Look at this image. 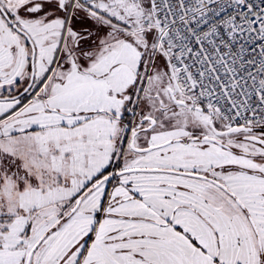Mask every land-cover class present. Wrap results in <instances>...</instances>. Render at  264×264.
<instances>
[{"label":"snow or ice","instance_id":"1","mask_svg":"<svg viewBox=\"0 0 264 264\" xmlns=\"http://www.w3.org/2000/svg\"><path fill=\"white\" fill-rule=\"evenodd\" d=\"M0 264H264V0H0Z\"/></svg>","mask_w":264,"mask_h":264}]
</instances>
